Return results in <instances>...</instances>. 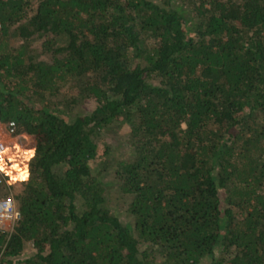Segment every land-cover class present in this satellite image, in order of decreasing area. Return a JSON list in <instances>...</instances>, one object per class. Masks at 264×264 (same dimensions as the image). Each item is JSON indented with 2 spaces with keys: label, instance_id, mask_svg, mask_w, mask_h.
<instances>
[{
  "label": "trees",
  "instance_id": "obj_1",
  "mask_svg": "<svg viewBox=\"0 0 264 264\" xmlns=\"http://www.w3.org/2000/svg\"><path fill=\"white\" fill-rule=\"evenodd\" d=\"M10 120L0 264H264V0H0Z\"/></svg>",
  "mask_w": 264,
  "mask_h": 264
},
{
  "label": "built area",
  "instance_id": "obj_2",
  "mask_svg": "<svg viewBox=\"0 0 264 264\" xmlns=\"http://www.w3.org/2000/svg\"><path fill=\"white\" fill-rule=\"evenodd\" d=\"M29 135L30 134L24 130L19 131L18 125L14 120L3 122V125L0 127V175H7V182L13 179L12 173L6 169V167L11 164L10 158L5 154L8 147H18L28 152L27 172L29 175L30 157L35 148V139L34 137L31 138ZM9 138H11V140ZM20 215L21 213L16 205L14 195L11 193L0 194V225L6 227L12 226L20 218Z\"/></svg>",
  "mask_w": 264,
  "mask_h": 264
},
{
  "label": "rangeland",
  "instance_id": "obj_3",
  "mask_svg": "<svg viewBox=\"0 0 264 264\" xmlns=\"http://www.w3.org/2000/svg\"><path fill=\"white\" fill-rule=\"evenodd\" d=\"M37 43V42H36ZM36 45V44H34ZM94 104V101H89L88 103H86L85 105H82L83 108L85 109H91L92 106ZM1 125H3V122H1ZM11 140V138H9ZM126 136L124 134L118 135L116 134L112 129H109L105 132V135L103 137V141H102V145H108V144H119V149H128L129 147H127L128 145H126ZM114 144V145H115ZM17 150H19V148H16ZM20 157V156H19ZM18 157V158H19ZM107 179L111 178L110 173L108 174V176H106ZM14 180V179H12ZM19 180V179H17ZM20 188V184L19 183H14L13 188L9 191V193H11L12 195H14V192L18 191ZM114 207L116 208L117 212L120 213L121 216H126L125 215V207L122 206V204H119L118 202L114 203ZM27 253H30V251L28 250Z\"/></svg>",
  "mask_w": 264,
  "mask_h": 264
},
{
  "label": "bare ground",
  "instance_id": "obj_4",
  "mask_svg": "<svg viewBox=\"0 0 264 264\" xmlns=\"http://www.w3.org/2000/svg\"><path fill=\"white\" fill-rule=\"evenodd\" d=\"M16 148L18 147H8L7 151L5 154L10 158L11 164L6 167L7 170H9L12 173V178L14 180L17 179H25L27 178L28 175V167H27V158H28V152L24 150H17ZM20 153H24L22 155V160L19 159ZM19 159V161H17Z\"/></svg>",
  "mask_w": 264,
  "mask_h": 264
},
{
  "label": "crops",
  "instance_id": "obj_5",
  "mask_svg": "<svg viewBox=\"0 0 264 264\" xmlns=\"http://www.w3.org/2000/svg\"><path fill=\"white\" fill-rule=\"evenodd\" d=\"M31 138L33 137L31 134L29 135ZM19 180H21V179H19Z\"/></svg>",
  "mask_w": 264,
  "mask_h": 264
}]
</instances>
